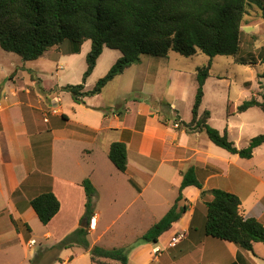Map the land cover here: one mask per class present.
<instances>
[{"label":"crops","instance_id":"1","mask_svg":"<svg viewBox=\"0 0 264 264\" xmlns=\"http://www.w3.org/2000/svg\"><path fill=\"white\" fill-rule=\"evenodd\" d=\"M101 56L102 53L99 59ZM119 56L120 53L116 54L103 72L109 69ZM135 65L141 64L131 65L109 83H115L119 88L124 75ZM13 71L5 73L0 68V79H2L0 81V251L9 250L15 243H19L24 246L26 252L29 249L27 243L35 240L31 236L32 230L27 220L29 216L33 219L37 216L29 201L39 192L42 185H49L60 203L59 211L44 225L45 230L41 235L44 240L43 244L49 247L74 230L79 225L84 211L85 193L81 182L88 178L96 193L99 194V187H97L99 183L96 184L95 178L96 159L101 158L103 161L106 159L112 164L107 154L109 145L113 141H122L126 145V170L121 172L112 164L115 170L111 168L110 173H102L98 179L100 186L109 193H116L123 186L130 191V194H134L125 208V214L132 210L128 216L131 222L143 219L142 208L135 207V203L138 199L143 200L146 187L155 178L161 180L163 185L174 181L172 186L178 192L181 173L189 167L195 169L196 177L202 183L204 190L218 188L232 192L239 197L235 189L238 190L245 186L242 180L230 182L229 186L235 189H223L225 187L219 185L227 183L225 180L227 181L230 174L229 171L224 173V169L219 167L217 161L224 160L223 162L228 165L231 159H236L238 156L213 144L206 138L207 136H204V132L189 133L185 131L184 126L181 125V122L185 121L177 110V102L184 98V89H178L175 96L167 97L173 88V80L168 76L165 84L166 95L156 97L157 74L159 72L157 64H146L143 72H140L143 74L134 88L136 95L134 98L126 100L122 111L118 109L119 105L117 104L92 105L86 100L90 97L85 98V103L82 105L99 114L95 116L96 123L81 121L71 134L90 143L80 149L78 159L75 161L78 168H85L86 171L84 173V170H78L77 174L73 176L66 168L64 173L57 174L53 162L55 158L54 140L58 129L51 125L37 126L31 109L33 103L29 97L30 89L25 85L18 84L17 81L20 79L18 69L14 74H12ZM181 75L192 79L195 73L183 71ZM7 76L12 83L10 90L5 85ZM49 88L53 89L52 86ZM132 89L131 82L128 89L119 93L118 98L129 96L127 94ZM53 98L59 99L57 96ZM51 101L53 102V100ZM154 101L169 104V107L165 106L171 112H177L179 116L177 121L181 126H178L177 123H174L176 125L168 123L171 122L168 121L169 118L161 120L157 113L158 110L154 108ZM202 111L199 107V113ZM53 113L61 117L65 116V120L69 121V116L62 109H54ZM46 120V124H49V117ZM112 135L114 136L112 137ZM213 151L222 153L226 157H222L223 160L218 159L212 153ZM106 163L104 162V164ZM67 166L71 168L70 164ZM85 175L87 176L85 177ZM250 190L249 199L243 200L239 197L241 200L240 213L243 217H254L264 224V187L260 190H255V188ZM182 192L187 199V211L177 222L172 224L169 230L159 236L156 243L136 244L128 252V263L133 260L138 264H182L183 261H189L191 264H264V251L261 250L258 242L252 244L250 251L232 242L206 235L204 231L205 218L201 208L210 195L206 194V198H201L200 190L195 186H187ZM173 201L168 203L169 205L162 211L158 219L168 210ZM71 205L80 207V211H77L73 218V224L60 237L51 241L57 228L66 224L65 212ZM98 219L99 212L95 210L94 206L88 237L96 229ZM93 227L95 228L92 229ZM167 234H169V238L163 240ZM100 236L102 235L99 234L96 239ZM90 244L96 243L91 241ZM256 246L259 252L255 250ZM77 247L73 246L67 249L77 250L80 253L87 252L80 249L81 247L78 249ZM155 247H159L162 251L158 254H151V249ZM67 249L61 250L58 255L62 264H69L76 257L74 254L69 256L64 254ZM33 254L31 255L33 256Z\"/></svg>","mask_w":264,"mask_h":264},{"label":"trees","instance_id":"2","mask_svg":"<svg viewBox=\"0 0 264 264\" xmlns=\"http://www.w3.org/2000/svg\"><path fill=\"white\" fill-rule=\"evenodd\" d=\"M248 4H255L260 9L264 21V0H0V48L28 61L38 59L50 48L63 43L70 47L63 54L79 53L83 42L89 40L82 82L60 87L70 94L74 103L84 104L86 97L101 93L105 85L126 68L138 64L143 54L167 57L169 51H175L186 57L197 52L210 58L216 55L236 56L240 25ZM105 47L118 50L120 56L94 86L86 90L85 81ZM262 51L260 62L264 64V44ZM239 63L244 64L243 61ZM209 69L210 62L196 69L191 119L181 124L186 132H204L216 146L239 158L249 159L254 149L264 143V133L253 136L245 147L238 148L228 139L226 129L221 133L208 123L209 110L204 109L199 113ZM261 76L264 77V71ZM131 98L127 96L126 100ZM163 104L169 107V104ZM253 106L264 112V94L261 101L254 97L244 99L236 110L229 109L227 105V114L244 112ZM62 117L65 119V116ZM107 156L119 171L126 170L127 150L124 142H111ZM81 185L85 202L79 225L58 242L36 251L28 264H52L59 261L61 250L73 246L87 251L95 264H108L107 260L128 264V251L124 247L104 248L90 244L88 234L94 215L96 191L88 178L83 179ZM187 186L198 188L201 197L210 195L205 201L206 235L250 251L254 242L264 246V224L254 217H243L240 213L241 200L236 194L218 188L202 189L193 167L181 173L172 205L141 234L136 244L156 243L159 236L182 217L188 209L187 199L182 192ZM29 204L43 225L60 208L59 200L49 185H42ZM85 222L86 225H81ZM51 252L52 261L45 262Z\"/></svg>","mask_w":264,"mask_h":264},{"label":"rangeland","instance_id":"3","mask_svg":"<svg viewBox=\"0 0 264 264\" xmlns=\"http://www.w3.org/2000/svg\"><path fill=\"white\" fill-rule=\"evenodd\" d=\"M263 44L264 21L261 17V11L255 4H248L245 6V13L240 25L239 50L236 56L216 55L210 58L201 52H197L195 55L186 57L175 51H169L167 57H155L143 54L141 55L140 63H138L141 65H135L133 69L124 75L119 88L116 87L115 83H108L101 93L86 100L87 103L92 105L117 104L119 105L118 109L122 111L127 97L121 96V98H118L119 93L128 89L132 82L133 89L132 91L129 90L130 92L127 95L134 98L136 95L134 88H136L143 74L140 72H143L146 64H157L159 72L157 74L158 90L156 97L166 95L165 84L169 76L173 80V88L167 97L175 96L178 89H184V98L177 102V110L181 118L185 122H189L196 81L195 75H193L192 79H187L181 74L183 71L195 73L198 67L207 65L210 62L209 75L203 86L204 96L200 111L208 109L210 111L208 123L221 133L226 128L228 139L238 148L245 147L250 138L264 133V112L259 107L253 106L244 112L230 115L227 114L226 107L229 105V109L236 110L237 105L244 99L251 97L261 101L264 94V77L261 76L264 71V64L260 62ZM69 48L68 44L63 43L60 46L50 48L38 59L28 61H23L17 54L4 51L0 48V68L5 73L14 70L12 74L18 69L20 79L17 82L19 85H25V87H29L30 89L29 97L33 103L31 109L37 121V126L46 127V125H51L58 129L54 140L55 158L53 165L55 173H64L67 168L74 176L78 170H84V173L86 171L85 168H78L75 161L78 159L80 149L90 143L82 138H77L78 136H72L71 133L73 130H76V126L81 121L96 123L94 121L95 116L99 114L95 110L90 111L85 105L74 103L70 94L60 89L61 86L66 84H78L82 82V74L86 68L85 58L90 48V41L85 40L83 42L79 53L63 55V53L68 52ZM119 53L118 50L104 48L102 56L100 59L98 58L99 60H97L93 72L85 81L86 90L91 89L97 79L108 71L107 69L103 72L105 67L113 61L115 55ZM241 61L244 64L239 63ZM5 81V85L9 89L12 83H10L8 76L5 78ZM50 86L54 90H51ZM55 96L59 97V99H54L53 97ZM51 100L55 104H52ZM154 108L158 110L157 113L161 120L169 118L168 121L171 122L168 123H173V125L177 123L178 126L182 125H179L177 121V118H179L177 112H171L163 103L154 101ZM54 109H62L69 116V121L60 115L54 114ZM48 117L50 123L46 124V118ZM204 136L206 137L205 134ZM212 153L216 155V158L221 160L226 157L224 154L216 151ZM96 161L95 178L96 184L99 183V186H97L99 187V194H95L94 206L95 210L99 212V219L96 229L90 234L88 240L89 242L94 241V243L104 248L121 246L129 252L135 247L136 241L141 234L158 219L162 211L169 205L168 203L173 201L177 192L176 188L172 186V183L175 182L163 185L161 180L155 178L146 187L143 200L138 199L135 203V207L139 206L142 208L143 219L138 222H131L128 216L132 210L125 214V208L134 194H130V191L123 186L116 193H109L102 188L98 179L99 176L102 173H110L111 168L112 170L115 169L106 159L103 161L101 158H97ZM223 161H217V164L220 168L224 169V173L229 171L230 174L227 181L225 180L227 183L219 184L225 187L223 189H235L229 186V184L235 182V180H242L245 186L238 190L235 189V191L240 198L245 200L249 199L250 189L253 190L255 188V190H260L264 187V143L254 149L251 159L237 157L236 159H231L228 165ZM104 162L107 163L104 164ZM68 164L71 165V168H68ZM201 198H206V195ZM201 209L205 218L206 208L204 203ZM77 211H80L79 205L78 207L75 205L67 207L65 212V216L67 217L65 220L66 224L57 228L56 234L51 238V241L56 240L57 237H60L69 229L73 224V218L77 214ZM27 222L32 230L31 236L35 238L34 242L27 243L29 249L26 252L24 246L19 245V243H15L9 250L0 251V264H26L29 261L28 259L32 258V253L46 248L45 244H43L44 240L41 237L45 230L44 225L36 217L33 219L31 216L28 217ZM99 234L102 236L96 239ZM168 238L169 234L165 235L163 240ZM258 244H260L261 250L264 251L263 244L260 242ZM255 250L259 252L257 246ZM161 251L159 247H155L151 249V254H158ZM52 254L53 252L46 257L45 262L50 259L52 261ZM64 254L68 256L71 254L76 255L74 261L69 264H92L87 252L80 253L77 250L72 251L67 249ZM106 262L108 264H120L119 261L113 260H107ZM52 264L62 263L60 260H57ZM128 264H138V262L132 260ZM182 264H191V262L183 261Z\"/></svg>","mask_w":264,"mask_h":264},{"label":"built area","instance_id":"4","mask_svg":"<svg viewBox=\"0 0 264 264\" xmlns=\"http://www.w3.org/2000/svg\"><path fill=\"white\" fill-rule=\"evenodd\" d=\"M34 242V240H31L29 243H33Z\"/></svg>","mask_w":264,"mask_h":264},{"label":"water","instance_id":"5","mask_svg":"<svg viewBox=\"0 0 264 264\" xmlns=\"http://www.w3.org/2000/svg\"><path fill=\"white\" fill-rule=\"evenodd\" d=\"M81 225H86V222L85 223H82Z\"/></svg>","mask_w":264,"mask_h":264}]
</instances>
